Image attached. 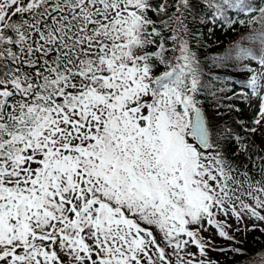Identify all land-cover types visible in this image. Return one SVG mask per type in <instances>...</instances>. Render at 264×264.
Wrapping results in <instances>:
<instances>
[{"label":"snow or ice","instance_id":"6c2138e0","mask_svg":"<svg viewBox=\"0 0 264 264\" xmlns=\"http://www.w3.org/2000/svg\"><path fill=\"white\" fill-rule=\"evenodd\" d=\"M190 20L258 41L212 60L242 91ZM242 230L264 231V0H0V264H220Z\"/></svg>","mask_w":264,"mask_h":264},{"label":"trees","instance_id":"16d2710c","mask_svg":"<svg viewBox=\"0 0 264 264\" xmlns=\"http://www.w3.org/2000/svg\"><path fill=\"white\" fill-rule=\"evenodd\" d=\"M234 11V9L229 10L230 13ZM240 18H243V16ZM189 27L192 30V35L189 37L191 47L200 58L202 66H205V71L209 72L210 75L219 77V80L214 81V85L223 86L222 81H227L229 87L235 86L237 91H242L241 84L245 80L242 73L245 70L237 67H214L212 60L214 57L222 56L227 50L232 49L237 42H240L243 47L254 49L259 54L258 41H241V36L247 35L248 30L241 28L239 25L234 26V31L232 28L220 27L218 24L213 25L210 22L200 24L198 21L193 22L190 20ZM209 28H213V33H209ZM243 63H247L250 67L258 66L255 61H244ZM239 106L243 109L242 114L245 119H250L253 116L246 105L239 104ZM239 240L242 241L238 245L241 249L239 253L221 256L213 252V257L218 258L220 264H264V231L242 230Z\"/></svg>","mask_w":264,"mask_h":264},{"label":"rangeland","instance_id":"374dc122","mask_svg":"<svg viewBox=\"0 0 264 264\" xmlns=\"http://www.w3.org/2000/svg\"><path fill=\"white\" fill-rule=\"evenodd\" d=\"M211 255L213 256V254L211 253Z\"/></svg>","mask_w":264,"mask_h":264}]
</instances>
